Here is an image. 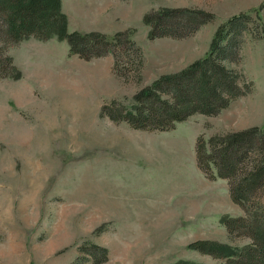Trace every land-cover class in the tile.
<instances>
[{
    "label": "rangeland",
    "instance_id": "374dc122",
    "mask_svg": "<svg viewBox=\"0 0 264 264\" xmlns=\"http://www.w3.org/2000/svg\"><path fill=\"white\" fill-rule=\"evenodd\" d=\"M121 1L137 12L130 33L142 47L145 61L142 72L131 71L124 80L113 71L122 83L113 90L118 98L109 101V78L91 83L99 95L92 93L68 104L63 98L70 90L45 87L47 74L41 71L18 80L0 78V264H226V259L195 246L209 242L239 250L253 243L243 228L232 235L223 220L218 226L208 225L207 209L187 210V214L181 212L185 207L176 215L170 210L166 218L160 215L165 211H148L144 203L151 197L170 202L206 196L208 178L190 161L197 144L191 138L192 128L208 141L216 135L263 127L264 0ZM162 9L200 10L212 16L192 36L175 39L182 42L180 54L186 55L177 65L156 54L157 47L170 41L149 39L145 16ZM235 17L229 38L237 50L225 64L239 74L246 93L218 116L196 114L172 131L132 128L129 140L128 129L121 125L126 122L113 125L101 117L99 103L101 109L113 102L123 112L134 109L136 95L152 85L145 81V72L155 77L204 58L218 28ZM3 30L0 21V59L5 52ZM16 47L9 53L25 70L36 58ZM128 60L129 55H124L123 67ZM81 73L84 79H94ZM57 77L56 71L54 81ZM21 131L28 133L23 143L15 139ZM139 141L147 145L145 153L138 151ZM109 189L115 199L128 194L142 200V211H148L143 226H135V219L128 216L109 217ZM255 202L264 207V187ZM244 214L241 208L237 216L223 218Z\"/></svg>",
    "mask_w": 264,
    "mask_h": 264
},
{
    "label": "trees",
    "instance_id": "16d2710c",
    "mask_svg": "<svg viewBox=\"0 0 264 264\" xmlns=\"http://www.w3.org/2000/svg\"><path fill=\"white\" fill-rule=\"evenodd\" d=\"M210 18V14L200 10L162 9L147 14L145 23L150 28L151 41L185 39L199 31ZM237 19L218 28L204 58L177 73L162 75L138 93L132 111L123 112L118 103L113 102L102 107L101 117L114 123L126 122L135 130L163 132L174 130L177 124L196 114L218 116L233 100L246 93L239 74L225 64L233 60L237 50L235 42L229 38ZM0 21L4 27L2 50H5L1 52L0 78L18 80L22 77L9 49L31 37L43 41L53 37L66 40L71 54L85 61L112 55L113 71L123 80L129 72L140 73L144 67L142 49L130 31L112 37L97 32H69L61 0H0ZM124 55H129V60L123 67ZM196 153L198 166L208 179L228 180L231 199L245 213L240 218L222 219L229 234L243 228L253 242L239 250L200 242L196 249L226 259V264H264V207L253 203L264 187V125L216 135L208 141L200 136Z\"/></svg>",
    "mask_w": 264,
    "mask_h": 264
},
{
    "label": "crops",
    "instance_id": "0c3cea01",
    "mask_svg": "<svg viewBox=\"0 0 264 264\" xmlns=\"http://www.w3.org/2000/svg\"><path fill=\"white\" fill-rule=\"evenodd\" d=\"M61 6L62 13L67 17L68 30L71 33L79 32L81 34H89L97 32L114 36L119 32L130 31V29L135 28V16L137 15V12L132 6L129 5L128 2L121 0H61ZM139 19L144 20V12L141 14V16H139ZM166 40L170 41V43L163 42V44L157 47V56L159 58H165V60H168L171 64L174 62V65L183 63L184 61L182 58H185V54L183 53L184 55H182L179 52L182 47V42L180 43L179 41H176L175 39L171 40L170 38H164L162 41ZM64 42L68 44V48L65 46ZM136 43L138 44V42ZM163 45H167L169 49H161L160 47ZM16 48H23L25 49V53L29 54L31 58H36L34 61H32L28 68L23 70L21 65L17 63L16 57L14 56V63H16L15 65H17L21 70L22 78L38 75L40 71L47 74L43 76L46 78L43 83L45 87L50 88L53 85L56 87H62L64 90H70H65V97L63 98V100H66L65 104H68L69 100H76L82 97L85 98L91 96L92 93L98 94V92L92 91L93 89L97 88H95L94 85H91V83L94 82L96 84L97 82H103L108 78L109 101L118 98L116 95H114L113 90L115 88L122 87V83L113 74L115 60L112 55L102 58H95L91 61H85L78 55H72L69 43L66 40H60L58 37H53L47 41L31 37L23 40ZM183 69L185 68L175 72L160 74L155 77H152L145 72L143 77L147 83H153L162 75L177 73ZM56 71L58 72V77L56 78V81H54V73ZM82 71L92 75L94 79H88L86 76V79H84V73H81L80 76V72ZM70 88H74L77 92ZM81 89H83V92L79 91ZM98 107L100 112L101 103H99ZM109 122L115 125V123L110 119ZM121 125L128 129L127 133L131 131L133 132V129L130 128L128 124L122 123ZM188 130L190 131L189 128ZM24 134L28 135L27 132H16V135ZM130 134L131 133L127 134L128 140ZM190 134L192 140L197 143V140L202 133L192 128ZM146 146L147 145H145L144 142L140 143L139 141V145L137 147L138 151L145 153ZM190 161L191 164L192 162L195 163L196 169L201 175H204L205 177V174L198 166L196 152L195 155H192ZM44 176L45 174L43 172L41 174V178ZM206 182V190L208 191L206 196H203L202 199L197 198L194 200L188 197H179V199L176 200L170 199V202H168L151 197L149 200H147V203H144V205L147 207L148 211H165L164 213L160 212V215H163V217L166 218L172 213L175 215L178 214L177 211L185 207L188 208L181 210V212L183 211V213L187 214L188 212L193 211V209H195L196 212H202L203 209H207L208 212L207 215L205 214V218H208L207 224H211V226H218V224H221L222 218L224 216H237L238 213H240L241 208L231 199L228 180L217 179L215 181H210L206 179ZM111 193L112 190L109 189V217L124 218L125 216H128L135 219L133 220L136 223L135 226H143V223L148 220V215L146 214L148 211H142L141 206H144L142 200H139L138 198H128V194L122 195L120 199H115L114 192L112 194ZM170 210H172V213ZM149 219L152 220L151 218ZM123 221L124 219L121 221L122 224L126 226L125 222ZM151 223L154 224V220H152Z\"/></svg>",
    "mask_w": 264,
    "mask_h": 264
},
{
    "label": "bare ground",
    "instance_id": "6f19581e",
    "mask_svg": "<svg viewBox=\"0 0 264 264\" xmlns=\"http://www.w3.org/2000/svg\"><path fill=\"white\" fill-rule=\"evenodd\" d=\"M18 138L17 139L20 143L24 142L25 139H27V135H17Z\"/></svg>",
    "mask_w": 264,
    "mask_h": 264
}]
</instances>
